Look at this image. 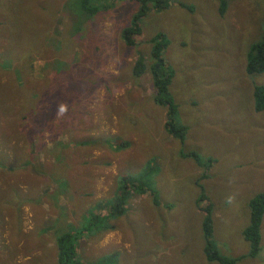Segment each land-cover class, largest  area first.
<instances>
[{
    "label": "rangeland",
    "instance_id": "374dc122",
    "mask_svg": "<svg viewBox=\"0 0 264 264\" xmlns=\"http://www.w3.org/2000/svg\"><path fill=\"white\" fill-rule=\"evenodd\" d=\"M62 2L0 0L2 264H56L51 231L71 233L78 264H215L202 254L205 210L212 247L244 255L247 202L264 189V109L255 114L251 98L264 71L248 75L244 64L264 30V0H228L222 14L216 0L145 3L131 45L120 29L140 0H100L71 36ZM157 32L182 143L164 128L171 120L152 101L147 70L130 73L138 54L148 63L147 40ZM92 138L114 150L88 146ZM180 151L214 162L202 167ZM124 173L139 174L160 202L131 195L109 215ZM97 212L113 229L84 235ZM258 231L256 257L236 264H264V211Z\"/></svg>",
    "mask_w": 264,
    "mask_h": 264
},
{
    "label": "trees",
    "instance_id": "16d2710c",
    "mask_svg": "<svg viewBox=\"0 0 264 264\" xmlns=\"http://www.w3.org/2000/svg\"><path fill=\"white\" fill-rule=\"evenodd\" d=\"M100 0H63L62 6L65 13L67 14L68 21L66 27L64 28V33H67V36L75 35L81 29L82 23L89 19L93 14H95L99 8ZM143 2L140 8L137 9L136 14L132 17V24L129 27H123L120 29V36L123 42L126 45H131L133 43L132 37H136L140 33V27L137 25V19L140 15L146 13L145 3H151V5L157 7L159 0H140ZM217 1V10L219 13H224L227 1L228 0H216ZM73 22V23H70ZM71 32H74L71 34ZM149 49L147 50L148 63L144 61V58L141 55H137L133 61L130 69V73L134 78L140 76V74L147 70L150 79V85L152 87V101L157 105L164 106L166 108L165 117L171 122H165L164 128L166 132L170 135L176 136L180 143L184 139L185 132L179 127L178 121L176 120V107L175 103L170 96L167 87L172 76V71L166 65V60L164 57V47L166 46V39L163 36V33L157 32L152 35L148 40ZM58 44L62 49H65L67 46L65 40H58ZM244 70L248 75L259 74L264 71V30L257 41H253L248 45ZM252 98V108L255 114L264 109V83H257L253 85L251 92ZM106 139L92 138L88 142V146L91 144L102 145L101 148L107 145ZM81 143V142H80ZM118 144V145H117ZM113 144L115 149H118L123 145L122 142ZM125 145V144H124ZM180 155L183 157H192L197 165L202 167H211L214 162L209 159L203 160L200 158V155L194 151L183 152L180 151ZM139 174L124 173L120 175L117 179L119 185L114 190L112 199H110L106 205L108 206V214L117 216L123 212V204L128 197L131 195H139L147 192L150 195L151 200L154 204L160 202L158 199L161 198L157 193L154 192V189L147 186L145 181L141 178ZM143 186H146L143 187ZM197 207L200 209V205L195 200ZM97 205L102 209L105 204ZM248 206V221L246 225L241 230L242 237L248 243V250L243 255L231 256L226 254L219 253L216 249L212 247L213 240L211 238V224L208 215V210H205V215L201 221V234L204 241L203 244V258L206 263L215 262V264H236V262L244 256L255 257L259 251V231L258 225L264 211V189L258 193H255L252 197L249 198L247 202ZM92 221H88L81 226L80 229H87L84 231V235L91 233L96 236H101L104 231L113 229V224H105L102 221V217L99 215V212L92 214ZM53 236V243L55 247V262L56 264H78V254L75 250V241L71 233L67 231H51ZM78 233V232H74ZM82 235L79 236V239ZM105 257V255H102ZM109 257V256H108ZM107 259V258H105ZM0 264H2V257L0 256Z\"/></svg>",
    "mask_w": 264,
    "mask_h": 264
},
{
    "label": "clouds",
    "instance_id": "9594fccd",
    "mask_svg": "<svg viewBox=\"0 0 264 264\" xmlns=\"http://www.w3.org/2000/svg\"><path fill=\"white\" fill-rule=\"evenodd\" d=\"M60 110H61V112L65 111V109H64L63 106H61V109H60ZM146 193H147V192H145V194H146ZM231 199H232V197L229 198V201H231Z\"/></svg>",
    "mask_w": 264,
    "mask_h": 264
},
{
    "label": "crops",
    "instance_id": "0c3cea01",
    "mask_svg": "<svg viewBox=\"0 0 264 264\" xmlns=\"http://www.w3.org/2000/svg\"><path fill=\"white\" fill-rule=\"evenodd\" d=\"M256 257V256H255Z\"/></svg>",
    "mask_w": 264,
    "mask_h": 264
}]
</instances>
